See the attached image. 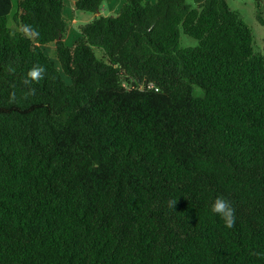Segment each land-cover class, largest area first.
Listing matches in <instances>:
<instances>
[{"label": "trees", "instance_id": "trees-1", "mask_svg": "<svg viewBox=\"0 0 264 264\" xmlns=\"http://www.w3.org/2000/svg\"><path fill=\"white\" fill-rule=\"evenodd\" d=\"M16 1L14 32L0 0V264H264V48L226 0H126L72 47L64 0Z\"/></svg>", "mask_w": 264, "mask_h": 264}, {"label": "rangeland", "instance_id": "rangeland-1", "mask_svg": "<svg viewBox=\"0 0 264 264\" xmlns=\"http://www.w3.org/2000/svg\"><path fill=\"white\" fill-rule=\"evenodd\" d=\"M155 3L157 0H147ZM188 3L194 5L191 0ZM232 11L237 12L240 19L247 25L254 37V49L257 53H263L264 48V25L257 19V14H260L264 19V0H226ZM126 0H107L101 8L99 14L90 12L76 11L72 0H64L63 19L67 23V33L64 42L68 47H72L75 40L80 37V26L89 23L97 16H117L120 14ZM17 11V1L13 0V10L9 16L8 25L14 31H20V27L15 23L13 16ZM180 46L182 48L196 47L198 41L185 35L182 31L180 34ZM44 52L54 62L56 68L61 73L63 80L70 84V78L63 74L57 57L55 43H49L43 46ZM96 56L99 59L106 61L104 53L101 49H96Z\"/></svg>", "mask_w": 264, "mask_h": 264}, {"label": "clouds", "instance_id": "clouds-1", "mask_svg": "<svg viewBox=\"0 0 264 264\" xmlns=\"http://www.w3.org/2000/svg\"><path fill=\"white\" fill-rule=\"evenodd\" d=\"M210 211L224 221L225 227H234L236 221L235 208L230 200L224 196H217L211 203Z\"/></svg>", "mask_w": 264, "mask_h": 264}, {"label": "built area", "instance_id": "built-area-1", "mask_svg": "<svg viewBox=\"0 0 264 264\" xmlns=\"http://www.w3.org/2000/svg\"><path fill=\"white\" fill-rule=\"evenodd\" d=\"M149 88H154V86L153 85H151V86H149ZM156 91H158V89L157 88H154Z\"/></svg>", "mask_w": 264, "mask_h": 264}]
</instances>
